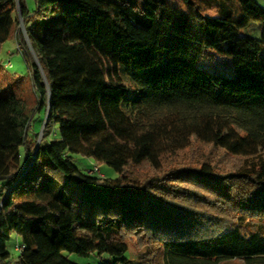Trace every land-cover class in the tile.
<instances>
[{
	"label": "trees",
	"instance_id": "16d2710c",
	"mask_svg": "<svg viewBox=\"0 0 264 264\" xmlns=\"http://www.w3.org/2000/svg\"><path fill=\"white\" fill-rule=\"evenodd\" d=\"M32 1L0 0V47L16 37L33 110L50 102L34 158L25 98L0 93V264H78L63 252L92 264H264V7ZM193 141L244 160L164 167ZM71 154L116 176L84 172ZM200 189L222 216L206 212ZM140 232L146 248L132 260L124 237Z\"/></svg>",
	"mask_w": 264,
	"mask_h": 264
},
{
	"label": "rangeland",
	"instance_id": "374dc122",
	"mask_svg": "<svg viewBox=\"0 0 264 264\" xmlns=\"http://www.w3.org/2000/svg\"><path fill=\"white\" fill-rule=\"evenodd\" d=\"M32 0H28L31 3ZM259 4L264 7V0H256ZM33 2L30 4L32 5ZM33 6V5H32ZM208 14H212L213 11H207ZM215 16V15H212ZM18 30L22 33L24 37L28 49L32 54L34 60L37 62L36 56L33 53L31 46L27 40L24 26L22 21L18 24ZM18 50L23 51L22 45L17 41L16 37L10 38L2 43L0 47V93L6 92H14L19 96L25 98L29 109L31 110L32 118L30 120V124L27 127L29 140L34 148L36 146L37 140L42 138L43 130H44V119H45V111L43 109H39L34 111L33 109L37 104V96L32 88L28 69L23 60L22 54L18 52ZM8 59L10 60V64L8 63ZM4 62L9 65L3 67ZM52 132L47 138L51 139L55 134ZM196 145V147H195ZM73 163L82 171L96 174L100 177H115L116 173L114 170L107 166L106 164L95 162L92 158L82 156L80 154H71ZM207 159L210 163L212 162L215 167L225 169V168H235L238 167L244 160L242 156H236L225 153L222 149L212 148L208 144L200 143L193 141L192 144L188 147L178 150L175 154L171 156H166L163 163L164 167H172L175 165L183 164L184 162L195 163L197 160ZM27 164H23V168L26 169ZM92 169V170H91ZM1 185V182H0ZM193 185L184 184V187L190 188ZM201 190V195L205 198L206 202L210 208L206 211L210 215L222 216L224 213L220 206L215 205L217 200L212 198V195L208 196L207 192ZM1 198V194H0ZM189 209H196L197 202L195 200L184 199L180 201ZM197 211V210H196ZM198 213V212H196ZM195 213V214H196ZM224 217V216H223ZM228 219V218H225ZM223 226V225H221ZM142 232L140 233H128L125 235L124 239L128 245V255L130 259L137 260L138 255L141 252H144L146 248V236H142ZM145 235V234H144ZM148 235V234H147ZM17 241V237H12L8 245V250L11 252L13 259L19 252V243ZM15 244V245H14ZM63 255L67 256L70 260L78 263L84 264L85 262L92 264L93 257H82L78 256L74 253L63 252ZM218 264H244L241 259H232L225 262H221Z\"/></svg>",
	"mask_w": 264,
	"mask_h": 264
},
{
	"label": "water",
	"instance_id": "95a60500",
	"mask_svg": "<svg viewBox=\"0 0 264 264\" xmlns=\"http://www.w3.org/2000/svg\"><path fill=\"white\" fill-rule=\"evenodd\" d=\"M50 112V102H49V99H48V102H47V109H46V115H45V119H44V125H45V122L48 118V114ZM39 142H40V139L37 140V143H36V146H35V150H34V158L36 157L37 155V152H38V146H39Z\"/></svg>",
	"mask_w": 264,
	"mask_h": 264
},
{
	"label": "crops",
	"instance_id": "0c3cea01",
	"mask_svg": "<svg viewBox=\"0 0 264 264\" xmlns=\"http://www.w3.org/2000/svg\"><path fill=\"white\" fill-rule=\"evenodd\" d=\"M33 1H31V3H32ZM27 3H28V5H29V7H32V5H30L31 3L30 2H28V0H27ZM3 67H6V66H3Z\"/></svg>",
	"mask_w": 264,
	"mask_h": 264
},
{
	"label": "built area",
	"instance_id": "2783aa9c",
	"mask_svg": "<svg viewBox=\"0 0 264 264\" xmlns=\"http://www.w3.org/2000/svg\"><path fill=\"white\" fill-rule=\"evenodd\" d=\"M20 248L19 249H21L22 247L21 246H19Z\"/></svg>",
	"mask_w": 264,
	"mask_h": 264
}]
</instances>
